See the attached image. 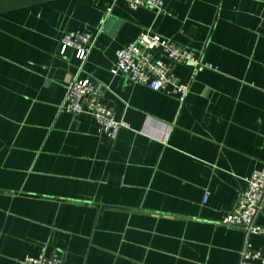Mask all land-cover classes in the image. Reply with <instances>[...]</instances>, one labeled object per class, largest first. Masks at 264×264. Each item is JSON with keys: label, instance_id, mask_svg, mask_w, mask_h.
<instances>
[{"label": "crops", "instance_id": "crops-1", "mask_svg": "<svg viewBox=\"0 0 264 264\" xmlns=\"http://www.w3.org/2000/svg\"><path fill=\"white\" fill-rule=\"evenodd\" d=\"M76 30L95 36L84 63L74 48L61 54ZM145 31L212 65L192 81L190 66L174 67L190 82L184 101L112 73L117 50ZM88 77L129 125L114 139L61 109L69 80ZM261 169L264 0H164L162 12L0 0V264L43 247L61 264H242L247 244L264 255V236L222 220Z\"/></svg>", "mask_w": 264, "mask_h": 264}, {"label": "built area", "instance_id": "built-area-1", "mask_svg": "<svg viewBox=\"0 0 264 264\" xmlns=\"http://www.w3.org/2000/svg\"><path fill=\"white\" fill-rule=\"evenodd\" d=\"M131 7H152L162 12L164 0H123ZM111 8H108V12ZM95 41L92 32L76 30L64 34L61 39V54L68 48L76 50L77 58L84 63ZM178 64L190 66L192 73L190 81L194 80L202 68H212V65L202 61L189 48L177 44L170 38L150 31L142 32L135 40L116 52V62L112 68L113 74H124L135 84H144L156 91H172L184 101L190 90V82L176 81L174 67ZM103 87L92 77L84 80L72 78L67 85L65 98L61 109L67 113L79 115L90 114L96 121L100 135L114 139L123 127H128L124 120H118L114 111L102 100ZM166 137L169 129L166 128ZM246 189L241 193L238 202L223 222L232 227L242 228L246 236H264V225L257 223V218L264 205V169L254 170L245 178ZM208 196H205V201ZM27 264H61L59 251L47 253L42 248L38 256H26ZM242 264H264V255L250 244L241 252Z\"/></svg>", "mask_w": 264, "mask_h": 264}]
</instances>
